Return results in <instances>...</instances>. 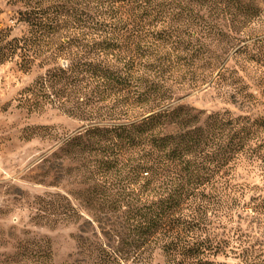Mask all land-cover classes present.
Returning <instances> with one entry per match:
<instances>
[{
	"label": "trees",
	"instance_id": "1",
	"mask_svg": "<svg viewBox=\"0 0 264 264\" xmlns=\"http://www.w3.org/2000/svg\"><path fill=\"white\" fill-rule=\"evenodd\" d=\"M16 2L24 30L12 37L0 29V62L39 69L24 105L85 126L65 145L100 178L86 204L109 217L116 244L101 248L98 264L142 262L156 249L165 264H222L233 250L218 232L233 211L264 212L259 198L240 201L245 188L233 183L238 167L264 163V118L202 119L174 102L223 69L220 59L212 70V10L242 28L264 0ZM214 28L215 38L225 36ZM225 37L229 50L241 42Z\"/></svg>",
	"mask_w": 264,
	"mask_h": 264
},
{
	"label": "rangeland",
	"instance_id": "2",
	"mask_svg": "<svg viewBox=\"0 0 264 264\" xmlns=\"http://www.w3.org/2000/svg\"><path fill=\"white\" fill-rule=\"evenodd\" d=\"M21 9L16 0H0V29L11 28L12 37L24 30L16 14ZM229 18L212 10V70L224 60L219 76L215 72L211 85L177 95L174 104L200 112L202 119L264 118V12L242 28ZM215 25L241 42L229 50L228 38H215ZM39 74L35 66L20 71L17 59L0 62V264H98L101 248L116 244L109 217L86 204L100 178L89 175L65 145L85 126L48 106L36 111L22 103V91ZM233 180L245 188L240 201H264V163L259 169L238 167ZM218 233L233 250L218 257L220 263L264 264V212L256 217L235 209L232 222ZM122 264L165 263L156 249L147 260Z\"/></svg>",
	"mask_w": 264,
	"mask_h": 264
}]
</instances>
